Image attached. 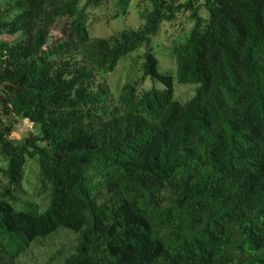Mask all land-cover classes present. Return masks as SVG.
Masks as SVG:
<instances>
[{"label":"trees","instance_id":"16d2710c","mask_svg":"<svg viewBox=\"0 0 264 264\" xmlns=\"http://www.w3.org/2000/svg\"><path fill=\"white\" fill-rule=\"evenodd\" d=\"M105 1L0 0V264L60 231L59 264H264V0H154L142 27L93 37ZM183 10L161 71L153 38ZM142 47L153 85L116 95L99 76ZM18 117L37 131L15 138Z\"/></svg>","mask_w":264,"mask_h":264},{"label":"rangeland","instance_id":"374dc122","mask_svg":"<svg viewBox=\"0 0 264 264\" xmlns=\"http://www.w3.org/2000/svg\"><path fill=\"white\" fill-rule=\"evenodd\" d=\"M4 7L9 5L11 0H1ZM154 0H131L129 10L126 14H118L116 4L113 0H106L102 5L91 7L89 9V31L91 36H108L113 33L121 32L123 29H135L142 27L145 23L144 13L152 9ZM193 23L189 18V11H180L177 17L172 21H165L157 36L153 38V46L157 57L160 61L159 69L161 71H176V61L172 54V48L178 41H182ZM56 27L54 34L58 33ZM14 36L8 34L0 35V40H12ZM145 49L139 48L128 56L122 58L116 68L107 73H102L100 80L107 83L112 91L117 95L128 81H138L137 85L140 90L149 88L153 85L151 78L140 81L142 76L141 65L143 62L142 54ZM161 85L160 82L156 83ZM197 83H188L184 85L176 84L174 98L181 101L190 98ZM36 126L29 120L22 117L16 119L13 136L17 139H23L30 132H36ZM4 157L0 154V165H3ZM36 162V160H34ZM34 161H28L25 171L24 188L27 197L31 196L39 187L38 183V166ZM74 234L67 231L57 232L55 235L42 239V242L36 244L26 253L21 255L16 264H59L61 252L60 248L68 247Z\"/></svg>","mask_w":264,"mask_h":264}]
</instances>
